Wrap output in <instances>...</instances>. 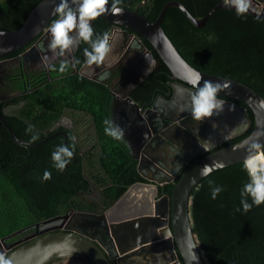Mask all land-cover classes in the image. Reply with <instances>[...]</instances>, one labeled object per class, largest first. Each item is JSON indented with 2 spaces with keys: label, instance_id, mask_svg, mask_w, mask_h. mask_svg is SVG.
<instances>
[{
  "label": "trees",
  "instance_id": "16d2710c",
  "mask_svg": "<svg viewBox=\"0 0 264 264\" xmlns=\"http://www.w3.org/2000/svg\"><path fill=\"white\" fill-rule=\"evenodd\" d=\"M40 1L0 0V30L18 28ZM167 1L122 0L120 6L136 9L153 21ZM177 1L192 16L199 18L221 0ZM106 24L104 19L98 17L92 22V27L97 35H101ZM161 27L179 54L194 68L229 76L252 87L264 98V15L261 18L250 13L237 16L235 10L220 8L211 14L203 27H197L179 8L172 6L166 10ZM143 43L153 50L144 38ZM86 47L90 46L80 44L81 54L75 55V61H79L75 63L77 67L85 59L83 50ZM58 69L56 67L54 72L61 73ZM69 70L68 66L66 71ZM168 74V68L162 63L155 75L156 79L165 82L169 79ZM75 76L69 75L63 79L66 82ZM152 77L144 84L142 101L151 98L154 90L162 84ZM92 90L89 94L95 95L94 101L88 105L95 115L99 145L96 166L91 164L89 167L93 176L89 172L86 175L96 180L93 183L98 188L101 210L117 200L131 184L144 180L137 172V160L129 154L127 146L104 132L103 121L107 119L108 106L106 88L96 83ZM248 114L252 118L250 109ZM24 115L21 112L20 116L26 119ZM5 118L16 138L30 141L31 134L26 132L30 124L25 119ZM24 145L16 143L0 122V238L37 218L53 215L54 209L61 205V196L68 205L77 189L85 190L89 186L88 178L81 176L75 181L61 179V171L54 167L50 151ZM184 168L172 182L158 187L159 195H170L174 182ZM46 170L52 176L45 181L43 174ZM210 181L214 182L213 186L224 189L216 199L211 197ZM247 182V174L242 162H239L211 172L193 191L189 207L191 229L205 264H264V204L253 206L248 212L243 211L240 192ZM236 208H241V211H235Z\"/></svg>",
  "mask_w": 264,
  "mask_h": 264
},
{
  "label": "water",
  "instance_id": "95a60500",
  "mask_svg": "<svg viewBox=\"0 0 264 264\" xmlns=\"http://www.w3.org/2000/svg\"><path fill=\"white\" fill-rule=\"evenodd\" d=\"M255 1L263 4L261 10L256 11L250 7L248 13L261 18L264 15V0ZM59 2L60 0H41L28 12L18 28L0 30L6 33L5 36L0 37V56L18 49L48 29V24L55 17L54 8ZM172 6L179 8L197 27H203L211 14L220 8L235 10L230 5H226L225 0H221L198 18L192 16L181 2L169 0L152 21L139 14L136 9L122 7L124 11L121 15L109 13L99 17L124 28L116 31L114 39H110L114 48L112 60H115L129 44L136 45L144 54L146 64L142 65L146 67L141 69V74L133 86L151 75L160 62L152 51L138 38L133 37L128 30L137 33L150 43L173 79L190 85L187 80L191 76V70L195 69L204 80L228 83L229 88L221 92L219 96L238 100L251 110L254 123L250 133L233 144L191 160L174 182L170 195L160 196L159 185L172 182L178 173L173 170L176 164L173 161L172 151H178L185 156H196L205 151L206 145L208 149L229 138L230 131L213 129L206 120L195 121L190 115L179 119L174 125L175 129H172L173 132L166 128L167 121H163L165 119L160 120L159 127L153 128L148 116L149 111L142 110L143 113H139L142 129H130L129 135L137 144L138 155L131 154V156L137 160L136 169L144 181L131 184L103 213L91 215L94 218L83 221L87 228L95 231L102 228L105 231L104 236L108 246L91 233L69 227L49 229L12 245H3L2 243H5L8 238L3 237L0 239L2 244L0 253L11 259L13 264H61L60 261L67 259L79 261L82 264H112V260L115 264H205L191 229L189 207L192 193L211 172L243 162L247 154L245 142L250 137L255 138V133L264 132V98L242 82L229 76H219L198 70L185 60L161 27V20L166 10ZM75 48L66 53L72 65V54ZM35 49V47L29 49L24 54L25 59L34 54ZM90 67L85 62L79 73L84 74ZM100 68L97 67L96 70L99 71ZM202 83L203 81L201 86ZM123 100L127 104L124 109L138 108V104L129 97L128 93L124 95ZM229 105L234 104L225 102V110L228 111ZM158 117H160L159 114ZM244 119L248 125L250 120L247 114L244 115ZM0 121L11 138L20 144L21 141L14 135L10 124L1 115ZM168 132L171 134L169 135ZM191 141L199 144L203 149L191 151V147L188 146L190 143L192 145ZM260 142L264 143V137H261ZM127 146L132 151V147L129 144ZM205 165H208L210 169L208 175L201 174ZM21 231H16L10 236Z\"/></svg>",
  "mask_w": 264,
  "mask_h": 264
},
{
  "label": "flooded vegetation",
  "instance_id": "af4514ba",
  "mask_svg": "<svg viewBox=\"0 0 264 264\" xmlns=\"http://www.w3.org/2000/svg\"><path fill=\"white\" fill-rule=\"evenodd\" d=\"M262 5V3L256 1L253 9L260 11ZM56 18L55 15L50 23ZM123 29L118 24L107 22L102 33H109L111 39L115 36L116 31ZM128 32L143 43V38L137 33L131 30H128ZM50 39V33L45 29L25 45L6 55L0 56V115L4 118L9 117L10 119H25L23 116H20L21 112H24V116L27 117L25 119L26 122L33 126L41 137L35 143H28L29 141L18 138L21 141L20 145L28 144L32 147H41L43 150L50 151L51 157L57 147L71 145L72 141L70 137L74 136L76 138L75 155L65 170L61 172V179H72L75 181L77 177L81 176L84 179L88 178L89 186L85 190L77 189L69 199L68 205L65 202V198L61 196V205L57 210L54 209L55 213L53 215L44 219L37 218L34 222L16 230L22 231L14 236H10L14 232L3 236L8 238L2 244L12 245L49 229L69 227L79 228L91 233L108 246V241L104 236L105 231L102 228L95 231L83 224V221L94 218L91 215H99L109 207L99 209L102 202L98 198V188L93 183L96 180L93 177L89 179L86 175L87 172L92 171L89 168L91 164H95L96 166V155L98 154L97 148L99 145L95 115L88 105L89 102L94 101L95 95H90L89 91H93L92 88L96 87V83L106 88L108 94L106 117L107 119L114 120L116 124L125 130L124 139L120 141L126 146L129 144L132 147V151H130L127 146L130 155L137 156L136 141L131 139L129 134L131 132L130 129H142L139 113H143L142 110L150 112H148V116L153 128L159 127L161 124L160 120L165 119L163 121H167L165 122L166 128L172 131V129H175L174 125L179 119L191 116L190 112L180 110L181 101L177 97L176 90L178 87L192 89V86L173 79L170 71L168 74L169 79L165 82L156 79L155 74L161 69L162 61L149 48L160 64L144 81L133 86L137 81V77L141 74V69L146 67V65L142 64L146 63L144 54L140 51L139 47L136 45L131 46L130 44L115 60H112L114 55V48L112 47L111 53L106 58L105 64L100 66L99 71L96 70V66H91L84 74H80L79 70L85 63L86 58L77 67L75 65V55L78 54L79 56L81 54L79 52L80 44L84 42L81 41L76 46L72 54V65L67 58V54L63 57H57L48 49ZM84 44L85 46L87 45L86 43ZM32 47L36 48L35 53L25 59L24 54ZM65 59L70 62V70L64 73H55L53 66L56 69V67H59L60 62ZM105 72L108 73L107 77L100 79V76ZM69 75L76 76L70 81L65 82L63 78ZM152 75L155 76L152 77ZM150 77L162 84L154 90L155 93H153L151 98L148 100L143 99L142 101L141 99L144 98V84ZM192 90L195 91V89ZM127 93L138 104L136 110H131V108H126L128 110L124 109L127 104L123 99ZM219 98L225 100V102L233 103L234 110H224L220 115H214L205 120L213 126V129H227L230 131L228 133L229 138L196 156H185L178 151H172L173 161L176 164L173 170L176 173L191 160L233 144L250 133L248 130L252 129L254 122L253 116L250 118L248 114L249 108L238 100L222 96H219ZM158 114L160 117H158ZM245 114L248 115L250 120L248 125L244 119ZM168 133L169 135L171 134V132ZM191 142L192 145L191 143L188 145L191 147V151H201L203 149L194 141ZM178 167L180 168L179 170H177ZM90 175L92 174L90 173ZM78 213L90 215H85V217ZM111 263L115 264V261L112 260Z\"/></svg>",
  "mask_w": 264,
  "mask_h": 264
},
{
  "label": "clouds",
  "instance_id": "9594fccd",
  "mask_svg": "<svg viewBox=\"0 0 264 264\" xmlns=\"http://www.w3.org/2000/svg\"><path fill=\"white\" fill-rule=\"evenodd\" d=\"M122 0H60L54 8V19L47 31L50 33V41L48 49L57 57H63L66 53L71 52L73 48L83 41L90 47L83 50L86 58L85 62L88 66H103L106 58L112 51L109 33L105 32L101 35L95 33L92 27V21L105 14L121 15L124 9L120 7ZM110 4V8H109ZM226 5H230L236 11L237 16H244L250 10L251 0H225ZM6 33L0 31V37ZM67 59L62 60L59 64V72L64 73L68 66ZM75 63H79L78 60ZM53 70L55 66H53ZM108 73H103L100 79H105ZM201 81H203L201 86ZM192 86L193 91L189 88L178 87L177 97L181 101L180 110L190 112L195 121L203 122L214 115L218 116L225 110V100L219 98L221 92H225L229 88L228 83L213 82L204 80L202 75L195 69L191 70V76L187 80ZM228 110H234V105H229ZM104 132L107 136L114 140L120 141L124 139L125 130L111 119H105ZM31 134L28 143H34L39 139V133L34 127L29 125L26 129ZM255 138L250 137L246 141V156L242 162L248 182L244 184L240 192V205L244 212H248L253 206L264 204V143H261V137L264 132L254 134ZM75 137H70L71 145H63L56 148L52 153V161L54 167L59 171H64L66 166L72 161L75 155ZM25 147L28 145L25 144ZM207 150V145L205 146ZM179 170V167L178 169ZM210 169L205 165L202 169V175H208ZM51 172L45 171L43 179H51ZM211 197L216 199L224 190L222 186H213L214 182L210 181ZM251 200V203L249 202ZM235 211H241L236 208ZM0 264H13L12 260L6 258L0 253Z\"/></svg>",
  "mask_w": 264,
  "mask_h": 264
},
{
  "label": "crops",
  "instance_id": "0c3cea01",
  "mask_svg": "<svg viewBox=\"0 0 264 264\" xmlns=\"http://www.w3.org/2000/svg\"><path fill=\"white\" fill-rule=\"evenodd\" d=\"M255 5H256V1L255 0H253V1H251V8H253L252 6H254L255 7ZM163 184H161V185H159V186H162ZM161 195H164V194H161ZM160 195V196H161ZM61 262V264H69V263H71V262H74V263H77V264H82V263H80L79 261H75V260H70V259H67V260H62V261H60Z\"/></svg>",
  "mask_w": 264,
  "mask_h": 264
},
{
  "label": "rangeland",
  "instance_id": "374dc122",
  "mask_svg": "<svg viewBox=\"0 0 264 264\" xmlns=\"http://www.w3.org/2000/svg\"><path fill=\"white\" fill-rule=\"evenodd\" d=\"M252 7H254V6H252ZM1 246H2V244H0Z\"/></svg>",
  "mask_w": 264,
  "mask_h": 264
},
{
  "label": "built area",
  "instance_id": "2783aa9c",
  "mask_svg": "<svg viewBox=\"0 0 264 264\" xmlns=\"http://www.w3.org/2000/svg\"><path fill=\"white\" fill-rule=\"evenodd\" d=\"M251 1H253V0H251Z\"/></svg>",
  "mask_w": 264,
  "mask_h": 264
}]
</instances>
